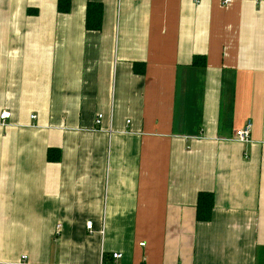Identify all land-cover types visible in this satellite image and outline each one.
<instances>
[{
	"label": "crops",
	"instance_id": "1",
	"mask_svg": "<svg viewBox=\"0 0 264 264\" xmlns=\"http://www.w3.org/2000/svg\"><path fill=\"white\" fill-rule=\"evenodd\" d=\"M224 1L0 0V264H264V0Z\"/></svg>",
	"mask_w": 264,
	"mask_h": 264
},
{
	"label": "trees",
	"instance_id": "2",
	"mask_svg": "<svg viewBox=\"0 0 264 264\" xmlns=\"http://www.w3.org/2000/svg\"><path fill=\"white\" fill-rule=\"evenodd\" d=\"M70 9V0H59V11L67 13ZM102 6L96 3H89L87 8L86 27L89 31H100L102 29ZM201 62L204 65L205 58L196 57L194 64ZM59 153L54 156L53 150L49 151V160H58ZM214 207V196L209 193H201L198 198L197 220L208 222L212 218Z\"/></svg>",
	"mask_w": 264,
	"mask_h": 264
},
{
	"label": "built area",
	"instance_id": "3",
	"mask_svg": "<svg viewBox=\"0 0 264 264\" xmlns=\"http://www.w3.org/2000/svg\"><path fill=\"white\" fill-rule=\"evenodd\" d=\"M231 0H225L224 3L226 5L230 4ZM12 116V114L10 112H3L1 115H0V120L5 124V122L10 119ZM35 118V117H34ZM101 119H102V116L100 115L98 117V121L97 123L99 124L101 122ZM251 128H252V125L251 123L249 122L247 124V126L242 129V130H237L233 133V140L236 141V142H240V143H247L249 142L250 140V135H251ZM86 227L88 230L92 231L93 230V222H88L86 224ZM58 230L60 231L61 228L60 226L58 227ZM115 259H119L121 258L122 256L120 254H114L113 256ZM23 260H27V257H24ZM24 261V262H25ZM24 262H22L23 264H25Z\"/></svg>",
	"mask_w": 264,
	"mask_h": 264
}]
</instances>
